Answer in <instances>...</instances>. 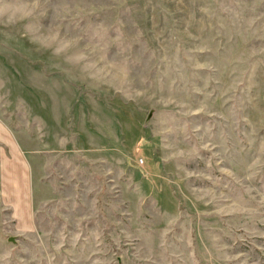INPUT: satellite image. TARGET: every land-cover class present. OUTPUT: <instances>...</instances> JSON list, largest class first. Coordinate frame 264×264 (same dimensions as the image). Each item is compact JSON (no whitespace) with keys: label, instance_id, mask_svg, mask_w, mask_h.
<instances>
[{"label":"rangeland","instance_id":"374dc122","mask_svg":"<svg viewBox=\"0 0 264 264\" xmlns=\"http://www.w3.org/2000/svg\"><path fill=\"white\" fill-rule=\"evenodd\" d=\"M2 131L0 264H264V0H0Z\"/></svg>","mask_w":264,"mask_h":264},{"label":"crops","instance_id":"0c3cea01","mask_svg":"<svg viewBox=\"0 0 264 264\" xmlns=\"http://www.w3.org/2000/svg\"><path fill=\"white\" fill-rule=\"evenodd\" d=\"M1 133V142L7 146H9L10 148H13V142L12 139L9 137V135L7 133H5L4 131L0 132Z\"/></svg>","mask_w":264,"mask_h":264},{"label":"water","instance_id":"95a60500","mask_svg":"<svg viewBox=\"0 0 264 264\" xmlns=\"http://www.w3.org/2000/svg\"><path fill=\"white\" fill-rule=\"evenodd\" d=\"M7 240L13 242L14 241V238L11 236V237H8Z\"/></svg>","mask_w":264,"mask_h":264}]
</instances>
